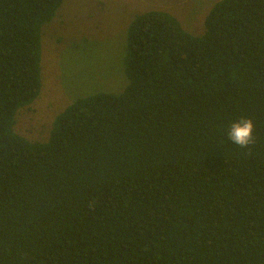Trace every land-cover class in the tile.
Masks as SVG:
<instances>
[{
    "label": "trees",
    "instance_id": "obj_1",
    "mask_svg": "<svg viewBox=\"0 0 264 264\" xmlns=\"http://www.w3.org/2000/svg\"><path fill=\"white\" fill-rule=\"evenodd\" d=\"M62 1L0 0V264H264V0L216 1L200 35L135 15L123 91L32 142L14 117ZM242 117L246 148L228 138Z\"/></svg>",
    "mask_w": 264,
    "mask_h": 264
},
{
    "label": "rangeland",
    "instance_id": "obj_2",
    "mask_svg": "<svg viewBox=\"0 0 264 264\" xmlns=\"http://www.w3.org/2000/svg\"><path fill=\"white\" fill-rule=\"evenodd\" d=\"M218 0H63L40 31V89L16 110L13 132L46 142L54 120L76 99L98 92L120 93L127 28L135 15L159 10L176 17L193 35Z\"/></svg>",
    "mask_w": 264,
    "mask_h": 264
},
{
    "label": "clouds",
    "instance_id": "obj_3",
    "mask_svg": "<svg viewBox=\"0 0 264 264\" xmlns=\"http://www.w3.org/2000/svg\"><path fill=\"white\" fill-rule=\"evenodd\" d=\"M254 123L250 118H241L233 121L228 130V138L234 144L246 148L254 143Z\"/></svg>",
    "mask_w": 264,
    "mask_h": 264
}]
</instances>
